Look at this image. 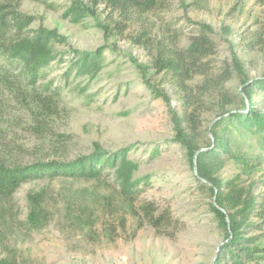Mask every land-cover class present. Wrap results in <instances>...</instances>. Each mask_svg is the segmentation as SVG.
Segmentation results:
<instances>
[{
  "label": "rangeland",
  "instance_id": "obj_1",
  "mask_svg": "<svg viewBox=\"0 0 264 264\" xmlns=\"http://www.w3.org/2000/svg\"><path fill=\"white\" fill-rule=\"evenodd\" d=\"M71 1L48 0L53 9L20 0V9L37 17L26 33L44 26L66 37L54 43L57 58L41 81L60 89L61 98L42 134L12 93H0L6 140L22 162L72 159L91 152L98 142L110 150L133 144L130 157L140 164L136 176L149 175L151 184L134 201L133 212L110 173L98 181L60 177L26 182L6 203L0 258L15 256L19 264H217L227 232L212 209L214 194L201 185L186 148L174 140L170 105L187 116L189 132L193 123L188 115L196 114L194 139L200 147L213 142L211 127L227 110H245L244 77L235 69L233 55L247 78L264 77V0H159L153 10L134 11L129 19L103 4L98 18L105 28L91 16L80 23L64 18ZM197 23L212 28L215 46L202 59V70L186 81V91L171 71L151 65L162 48L171 53L188 47L202 32ZM100 46L107 48L96 77L67 75L74 53L77 57ZM137 63L150 67V83L168 94L170 105L155 96ZM253 98L264 111V92L255 90ZM246 148L261 158L259 166L249 170L227 160L216 176L252 190L261 202L264 149L256 136L248 137ZM41 191L48 221L33 230L27 222L28 195ZM248 221L253 224L244 236L263 233L257 216ZM257 243L264 245V237Z\"/></svg>",
  "mask_w": 264,
  "mask_h": 264
},
{
  "label": "trees",
  "instance_id": "obj_2",
  "mask_svg": "<svg viewBox=\"0 0 264 264\" xmlns=\"http://www.w3.org/2000/svg\"><path fill=\"white\" fill-rule=\"evenodd\" d=\"M33 1L55 8L48 0ZM158 3L159 0H72L64 10L63 17L80 23L91 16L98 20V26L105 28L98 18V10L103 4L118 10L125 19H129L134 15V11H150L156 8ZM20 7V0H0V93H12L17 107L27 110L36 122L33 127L44 134L45 130H48L50 118L59 110L61 91L53 88L50 82L42 84L41 81L47 78V68L57 58L54 43L66 41V37L57 29L44 26H40L31 34L26 33L37 17L23 12ZM197 24L202 32L193 37L188 47L171 53L164 52L162 48L151 65L158 71H171L186 91V81L192 77L193 72L202 70V59L212 53L215 46L209 34L212 28L205 23ZM106 48L100 46L94 51H83L77 57L74 53L67 75L96 77L103 68ZM233 59L235 69L244 77L242 89L248 103L244 102V111L227 110L226 116H221L214 122L211 127L213 142L208 147L198 146L194 139L198 128L196 114L188 115V119L193 123L192 132H189L184 124L187 116L179 115L171 107L168 94L150 83V67L137 64L142 69L145 83L150 86L155 96L163 97L170 105L176 132L174 140L186 148L201 185L208 186L215 196L212 209L219 224L227 232V242L222 247V255L216 263L231 260L233 264H264V245L257 243L259 238L264 237V198L263 201L257 202L252 190L239 186L234 180L223 182L216 176L227 160L249 170L260 165L261 158L258 155L253 156L246 148L248 137H258L264 149V111L258 108L253 98L255 90L264 92V77L253 80L247 78L242 62L235 53ZM2 120L0 117L1 222H6V203L24 183L32 180L65 177L98 181L110 173L119 187L120 194L131 203L133 212L134 201L140 197L144 186L151 184L149 175L136 176L140 164L130 157L133 144L110 150L98 142L91 152L72 159L18 161L15 146L6 140V132L3 133L6 128ZM28 198L30 211L27 222L31 229H39L48 221V214L44 209V193H30ZM251 215L261 220L259 228L263 229V233L246 237V228L253 224L248 221ZM0 264L19 262L15 256H5L0 258Z\"/></svg>",
  "mask_w": 264,
  "mask_h": 264
}]
</instances>
